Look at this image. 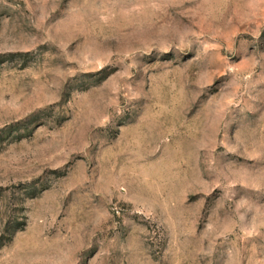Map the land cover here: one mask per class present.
<instances>
[{
    "label": "rangeland",
    "instance_id": "374dc122",
    "mask_svg": "<svg viewBox=\"0 0 264 264\" xmlns=\"http://www.w3.org/2000/svg\"><path fill=\"white\" fill-rule=\"evenodd\" d=\"M0 264H264V0H0Z\"/></svg>",
    "mask_w": 264,
    "mask_h": 264
}]
</instances>
